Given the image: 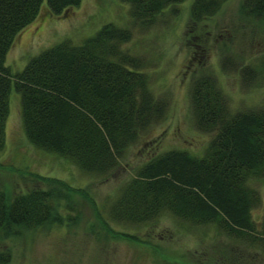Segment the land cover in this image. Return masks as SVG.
Instances as JSON below:
<instances>
[{
	"label": "trees",
	"instance_id": "1",
	"mask_svg": "<svg viewBox=\"0 0 264 264\" xmlns=\"http://www.w3.org/2000/svg\"><path fill=\"white\" fill-rule=\"evenodd\" d=\"M122 1L129 3L134 22L146 25L166 6L182 0ZM224 1L192 0L187 34ZM79 3L0 0V149L14 86L20 93V117L30 143L71 159L85 172L106 174L167 111L166 98L153 91L140 58L123 47L132 37L131 29L109 21L80 43L67 37L44 47L15 73L5 64L16 34L43 6L56 15ZM241 9L264 20V0H242ZM251 69L245 66L242 73L248 75ZM190 103L196 126L213 132L204 152L197 155L173 148L144 161L108 204L109 216L143 223L170 211L191 223L214 224L221 233L264 250V212L259 222L252 216L261 195L251 184L264 176V106L232 111L216 78L204 72L190 82ZM35 175L39 185L12 195L0 187L1 233L64 220L71 184ZM8 259V254L1 255L0 263Z\"/></svg>",
	"mask_w": 264,
	"mask_h": 264
},
{
	"label": "rangeland",
	"instance_id": "2",
	"mask_svg": "<svg viewBox=\"0 0 264 264\" xmlns=\"http://www.w3.org/2000/svg\"><path fill=\"white\" fill-rule=\"evenodd\" d=\"M191 1L166 6L146 25L134 22L129 3L122 0H80L56 15L43 6L16 34L5 58L12 73L63 38L80 43L109 21L129 27L132 37L123 47L140 58L153 91L168 105L165 116L126 148L112 171L93 174L29 142L20 117V93L13 86L0 149V187L12 195L39 185L35 173L54 176L71 184L67 200L72 208L63 210L61 222L10 227L8 235L0 232V256L9 257L0 264H264L259 245L221 233L214 224L191 223L170 211L149 222L131 223L112 219L107 212L122 185L153 155L173 148L204 152L213 132L195 124L190 103L194 75L211 73L232 111L264 106V20L245 14L242 0H225L187 34ZM245 66L252 68L248 75L242 73ZM251 184L261 195V202L252 208L259 222L264 176Z\"/></svg>",
	"mask_w": 264,
	"mask_h": 264
}]
</instances>
